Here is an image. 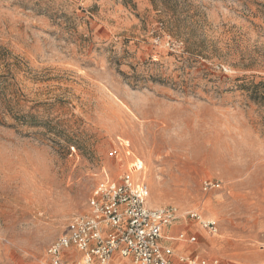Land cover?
I'll list each match as a JSON object with an SVG mask.
<instances>
[{
    "label": "rangeland",
    "instance_id": "374dc122",
    "mask_svg": "<svg viewBox=\"0 0 264 264\" xmlns=\"http://www.w3.org/2000/svg\"><path fill=\"white\" fill-rule=\"evenodd\" d=\"M261 81L264 0H0V264H48L137 162L149 205L178 210L174 254L194 224L200 257L264 264Z\"/></svg>",
    "mask_w": 264,
    "mask_h": 264
},
{
    "label": "built area",
    "instance_id": "2783aa9c",
    "mask_svg": "<svg viewBox=\"0 0 264 264\" xmlns=\"http://www.w3.org/2000/svg\"><path fill=\"white\" fill-rule=\"evenodd\" d=\"M122 145V144H121ZM144 166L137 162L112 181L108 175L95 187L88 200L89 211L73 216L66 235L58 238L47 250L48 264H110L115 254L130 259L133 264H177L174 251L163 245V230L179 219L174 206L152 207L149 205L150 189L145 179H135ZM220 188L205 183V190ZM188 216L197 221L210 235L219 234L213 220L198 213ZM179 241L194 243L196 237L186 240L180 234ZM75 251L80 256L75 258ZM179 264H219L200 256H184Z\"/></svg>",
    "mask_w": 264,
    "mask_h": 264
},
{
    "label": "crops",
    "instance_id": "0c3cea01",
    "mask_svg": "<svg viewBox=\"0 0 264 264\" xmlns=\"http://www.w3.org/2000/svg\"><path fill=\"white\" fill-rule=\"evenodd\" d=\"M171 226L166 227L163 230L164 237L165 236H170L167 232H168V230H169V228ZM181 226L182 225L175 227V231H174L175 233L172 235L174 237L173 239H178L177 236L179 234H181L182 232H185V231L189 232L188 230L196 228V226L194 224H190V227L189 226L188 227H186V226L185 227H181ZM174 241H176V244H177V251L175 253V256L173 257V261L175 263L179 264V259L181 257H184V256H186V257H188V256H201V254L199 253L198 249H193L192 247L187 246L186 242H182V241H179V240H174ZM162 244L165 245L164 242H162ZM166 246H168V245H166Z\"/></svg>",
    "mask_w": 264,
    "mask_h": 264
},
{
    "label": "trees",
    "instance_id": "16d2710c",
    "mask_svg": "<svg viewBox=\"0 0 264 264\" xmlns=\"http://www.w3.org/2000/svg\"><path fill=\"white\" fill-rule=\"evenodd\" d=\"M255 101L264 100V81L259 82L258 84L252 83L249 87ZM22 121H27L25 118L21 119ZM33 120H29L31 123Z\"/></svg>",
    "mask_w": 264,
    "mask_h": 264
},
{
    "label": "bare ground",
    "instance_id": "6f19581e",
    "mask_svg": "<svg viewBox=\"0 0 264 264\" xmlns=\"http://www.w3.org/2000/svg\"><path fill=\"white\" fill-rule=\"evenodd\" d=\"M206 218H207V217H206ZM207 219H210V218H207ZM210 220H212V219H210ZM169 239L172 240V237H169Z\"/></svg>",
    "mask_w": 264,
    "mask_h": 264
}]
</instances>
